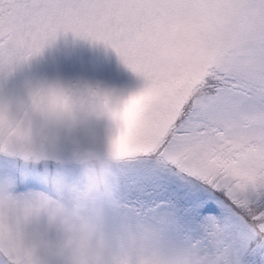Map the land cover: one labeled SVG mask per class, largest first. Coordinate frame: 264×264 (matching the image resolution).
<instances>
[{"label":"snow or ice","instance_id":"obj_1","mask_svg":"<svg viewBox=\"0 0 264 264\" xmlns=\"http://www.w3.org/2000/svg\"><path fill=\"white\" fill-rule=\"evenodd\" d=\"M68 33L142 82L122 112L105 104L123 125L107 146L118 200L87 212L102 214L93 264H264V0H0V100L15 101L8 81ZM36 95L47 114L72 113L63 90ZM35 150L40 163L0 174L9 220L45 208L17 185L71 171L77 144L49 130Z\"/></svg>","mask_w":264,"mask_h":264},{"label":"clouds","instance_id":"obj_2","mask_svg":"<svg viewBox=\"0 0 264 264\" xmlns=\"http://www.w3.org/2000/svg\"><path fill=\"white\" fill-rule=\"evenodd\" d=\"M51 88L68 94L70 115H49L36 107L41 100L36 94ZM135 92L119 93L87 81L36 79L25 83L15 101L0 100V157L22 168L40 163L35 144L38 138L48 139L49 130L57 144L65 138L77 144L71 165L75 174L64 166L50 174L44 190H38L46 200L38 215L9 220L0 214V254L8 264H93L88 249L102 214L87 212L101 200H118V162L107 146L123 125L105 104L122 112Z\"/></svg>","mask_w":264,"mask_h":264},{"label":"rangeland","instance_id":"obj_3","mask_svg":"<svg viewBox=\"0 0 264 264\" xmlns=\"http://www.w3.org/2000/svg\"><path fill=\"white\" fill-rule=\"evenodd\" d=\"M60 80L100 84L119 93H129L141 87V80L120 62L114 51L103 44L74 37L71 33L59 37L43 53L32 59L8 81L7 87L19 92L30 80ZM17 162L0 157V174L15 175ZM50 168L54 165L50 164ZM73 174L76 169L69 166ZM18 191L44 190L42 183L32 182L30 188L17 185Z\"/></svg>","mask_w":264,"mask_h":264}]
</instances>
